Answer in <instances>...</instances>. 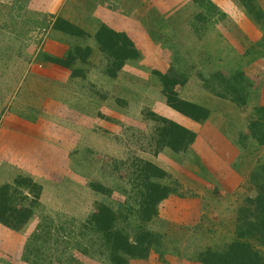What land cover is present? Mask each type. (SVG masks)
Returning a JSON list of instances; mask_svg holds the SVG:
<instances>
[{
  "label": "rangeland",
  "instance_id": "374dc122",
  "mask_svg": "<svg viewBox=\"0 0 264 264\" xmlns=\"http://www.w3.org/2000/svg\"><path fill=\"white\" fill-rule=\"evenodd\" d=\"M254 2L264 16V0ZM57 18L80 32L57 30ZM101 26L125 33L137 51L115 76L96 41ZM156 71L176 94L198 89L200 102L231 110L234 121L225 130L240 154L226 169L227 180L209 170L208 156L205 162L196 150L188 156L189 145L171 161L194 160L205 176L221 179V190L232 184L230 193L205 183L200 192L184 188L179 175L155 162L165 148L157 146L163 125L148 107L164 94ZM251 127L264 134V19L239 0H0V186L20 177L41 186L22 228L0 224V264H115L103 240L83 228L100 203L130 239L139 226L160 234L144 258L122 255L123 264H201L199 253L222 251L234 239L239 209L254 214L250 174L264 162V142ZM211 152L226 164L218 145ZM135 159L166 172L155 179L171 189L166 198L190 201L182 209L192 208L189 225L159 216L162 200L150 221L139 219L130 178L137 175ZM183 177L197 186L192 175ZM18 191L31 198L24 187ZM33 234L36 262L24 254ZM253 244L264 259V245Z\"/></svg>",
  "mask_w": 264,
  "mask_h": 264
},
{
  "label": "trees",
  "instance_id": "16d2710c",
  "mask_svg": "<svg viewBox=\"0 0 264 264\" xmlns=\"http://www.w3.org/2000/svg\"><path fill=\"white\" fill-rule=\"evenodd\" d=\"M239 1L255 17L264 19L254 0ZM54 27L61 32L72 35L80 32L78 27L61 18H57ZM96 41L101 50L111 59V63L107 68L110 76H115L126 61L135 58L137 55L135 47L125 33L106 26H101L98 29ZM155 74L162 79L163 95L169 107L196 121L206 119L209 115L207 108L179 99L173 85L166 83L165 75L157 71ZM155 117L163 125V127L157 128L158 149L168 147L175 152H179L185 150L193 142L194 133L192 131L167 118ZM249 131L259 143L264 142L263 133L252 129V127ZM135 161L138 162V168L135 169L137 175L135 172H130V178H133L132 181L135 182L133 185L138 189L137 211L139 219L142 222H147L157 214L158 202L166 198L171 193V189L168 185L155 181V179L165 178L167 176L165 171L149 161L143 159H135ZM250 175V180L257 190L255 197L251 200L248 199V203L254 208V214L247 216V208L239 209L234 239L222 251L208 249L199 253L196 260L201 264H264L260 250L253 244V241H256L260 245H264V162L259 164ZM21 187L27 189L30 199L19 193L18 190ZM40 191L41 186L30 178L20 177L15 179L13 184L1 185L0 224L13 230L22 228L32 216L33 207L37 204ZM115 220L113 210L100 203L96 205L94 212L89 216L86 226H83L84 229L91 228L92 233L103 240V247L106 248L112 263H125V258L122 255L144 258L148 254L152 243L160 239V234L153 233L141 226L138 227L134 239H130L127 233L114 226ZM35 236V234L31 235L25 245V258H32L34 254L30 241ZM38 255L33 256L34 262H36Z\"/></svg>",
  "mask_w": 264,
  "mask_h": 264
},
{
  "label": "crops",
  "instance_id": "0c3cea01",
  "mask_svg": "<svg viewBox=\"0 0 264 264\" xmlns=\"http://www.w3.org/2000/svg\"><path fill=\"white\" fill-rule=\"evenodd\" d=\"M191 89H184L179 90L177 92V97L181 100L194 103L197 105H200L202 107H205L209 110V115L204 120H193L189 118L188 116H185L181 114L180 112L172 109L169 107L166 103V98L164 95L160 97H156L153 99L154 102H152L148 107L153 112L155 116L164 117L167 118L180 126L192 131L194 133V140L191 144H189V147L187 149V155H193V151L196 150L197 153L202 157V161L205 162V156H208L211 159L210 162V169L212 173L218 172L221 175V179L225 178L223 175L226 174V169L232 167L235 165V161L239 157L240 149L237 146V144L233 143L231 141V137H229L228 133L225 129H228L229 124L234 121L233 118L231 119L230 112L226 111L222 105L213 104L210 103H202L200 102V94L195 91H190ZM176 92V90H175ZM191 92V93H190ZM230 107V106H229ZM236 110V109H233ZM204 136L206 143L209 145L210 150H208L209 154L203 153V149L208 148L204 145L201 136ZM215 136H222L220 138L214 139L212 137ZM218 145L220 149H222L224 152L227 153L228 156H226V164L223 163L220 159L214 157L211 150L214 149V145ZM175 151L171 150L168 147H165L159 152L157 157H155V162L158 166L163 167L167 169L170 172L176 173L179 175L183 181L180 178V182L183 183L184 188L192 189L195 192H200L199 187L203 186V184L199 183H205L206 185L210 184L211 186H215L219 189V192L224 193H230L234 187L229 182L227 183V190L223 191L221 189V185L223 186V182L221 179H216L211 175L205 176V172H203L200 169V166L194 161L186 159L184 164L179 166H173L171 164L172 158L175 157ZM232 154H235L233 157H230ZM190 174L192 175L195 180L193 181L194 185H197L195 188L191 185H186L184 181V175ZM200 180H198V179ZM226 179V178H225ZM227 180V179H226ZM201 189V188H200ZM221 193V194H224ZM230 198V197H229ZM231 199V198H230ZM218 200H225L222 197ZM190 201L189 200H181L176 197L166 198L161 201V207L158 210L159 216H162L164 218H167L170 221H173L176 226H186L189 225L188 222H190L191 218L189 216V213L192 208L190 207L189 210L183 211L182 209L187 207ZM194 210L196 213L194 215L196 216V219L198 215L200 214V207L195 203ZM181 211L185 213H180ZM176 219H173L171 214H177Z\"/></svg>",
  "mask_w": 264,
  "mask_h": 264
}]
</instances>
